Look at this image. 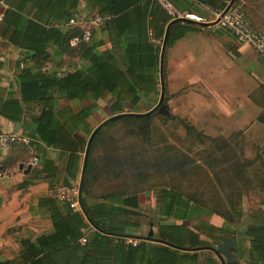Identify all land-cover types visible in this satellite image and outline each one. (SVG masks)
I'll use <instances>...</instances> for the list:
<instances>
[{
    "label": "trees",
    "instance_id": "1",
    "mask_svg": "<svg viewBox=\"0 0 264 264\" xmlns=\"http://www.w3.org/2000/svg\"><path fill=\"white\" fill-rule=\"evenodd\" d=\"M86 1L93 3L94 16L105 24L101 32L106 34L111 50L96 52L103 43L91 46V40L79 44L75 48L83 49L81 57L88 65L59 73L46 69L51 50L54 55H63L71 48L69 39L81 34L79 27H67L79 15L60 11L68 0H3L6 7L0 32L21 56L17 62L20 95L24 103H34L39 109L33 119L36 150L68 154L63 176L57 175L56 167L52 171L50 160H43L41 178L60 180L66 188H71L79 174L81 181L80 155L84 157L86 143L96 132L78 190L79 210H73L69 201L58 199L51 189V196L38 200V206L48 214L51 231L34 239H21L17 257L0 264H220L207 248L232 237L236 244L229 264H264V145H255L251 159L244 155L243 132L225 139L210 138L170 115H134L156 105L160 95V51L166 27L173 19L155 0ZM169 1L179 12L199 18L201 11L196 2L210 6L216 13L224 11L230 2L216 5L206 0ZM233 5H238L237 0ZM195 28L193 23H174L166 49ZM107 97L111 116L99 123L100 107L96 102ZM63 100L80 105H59ZM259 107L262 113L257 122L264 125V104ZM22 112L16 100L4 104L0 101L2 118L16 122ZM158 117L177 120L192 141L204 146L205 138L210 141L204 158L192 165V153L197 150L188 147L167 155L166 148L170 147L159 148L165 144L153 141V119ZM91 119L95 128L89 123ZM114 127L123 130L119 138L109 132ZM101 151L105 155L102 159L96 156ZM198 162L210 182L211 197L217 201L208 202L201 190L187 194L176 180L181 174L199 170L195 166ZM129 165L135 171L129 181L111 185L99 195L94 193L102 175L112 172L114 178H119ZM173 173L170 178L174 179H168ZM255 190L261 193L263 203L245 227L230 230L228 225L242 218L236 194ZM144 191H155L156 217L149 226L156 227L153 238L157 242L136 239L131 232L140 227L131 217L139 216V195ZM211 217L221 219V226L210 223ZM191 222H195L193 227Z\"/></svg>",
    "mask_w": 264,
    "mask_h": 264
},
{
    "label": "crops",
    "instance_id": "2",
    "mask_svg": "<svg viewBox=\"0 0 264 264\" xmlns=\"http://www.w3.org/2000/svg\"><path fill=\"white\" fill-rule=\"evenodd\" d=\"M0 1H2L0 4V14L2 15L6 6L3 5V0ZM224 1L206 0V2L216 5H220ZM68 2L69 4L64 5L63 10L60 11L79 15L77 21H88L95 17L96 10L92 2L86 0H68ZM74 2L76 5L72 6ZM196 3L201 11L202 22L200 23L205 25L201 28L200 24L193 21L195 30L188 32L168 48L171 50L172 60L167 78L169 83H167L170 92L177 94L175 103L173 102L174 105H181L182 114L190 108L194 110L188 105H203L199 113L197 112L198 115L204 114L207 108H217L222 114L226 112L233 114V111L236 112L234 105H241L244 106L242 113L230 119V126L234 127L233 129L238 128L236 132L244 134V131L239 130L242 125H249V128L256 125L264 130V125L257 122V117L262 113L259 105L264 104V83L256 77V74L247 70L246 49L248 46L241 45L232 49L231 41L219 31V25L212 24L216 21L215 10L203 3ZM237 4L241 7L244 17L251 26L258 33L264 35V0H237ZM104 25L99 23L92 27L90 45L103 43L96 48V52L99 53L111 50V43L106 34L101 32ZM67 27L69 26L67 25ZM77 27L83 28L81 25ZM82 53L83 49L80 48H69L63 55H54L51 50V58L46 63V69L48 72L59 71L60 73L84 68L88 65V61L81 57ZM234 53L239 56V60L235 59ZM258 60L256 56L254 68L259 65ZM19 61H21V56L17 49L9 45L8 41L3 39V33L0 32V101L3 100L4 104L16 100L23 110L16 122L5 116L0 117V134L11 133L19 137L14 144L0 151V205L3 206L0 208L3 210V232L7 227H14L17 230L8 237L3 233V239L11 238L12 241L5 244L3 240L0 261L17 257L21 239H34L51 231L52 226L48 214L44 208L38 206V200L51 196V189L55 191L65 187L60 180L41 178L44 174L40 173L42 167L40 163L43 160H50L53 164L52 171L56 167L57 175L63 176L68 158V154L56 150L44 149L43 153L36 150L33 119L39 109L34 108L33 105H36L34 103L26 104L22 101L17 78L19 73L17 62ZM260 62L262 63V61ZM96 104L99 105L100 110H104L103 100H98ZM59 105L80 104H66L63 100L59 101ZM249 105L255 109H251ZM214 114L217 116L218 113ZM92 119L89 120L91 125L94 124ZM263 145L264 143L260 147ZM33 159L38 161L35 166L31 164ZM19 165L23 166L21 170ZM28 165H31L32 168L28 173H24ZM215 220L216 225L213 224L220 227L222 224L220 219L215 218ZM31 232H35L36 235L31 236Z\"/></svg>",
    "mask_w": 264,
    "mask_h": 264
},
{
    "label": "rangeland",
    "instance_id": "3",
    "mask_svg": "<svg viewBox=\"0 0 264 264\" xmlns=\"http://www.w3.org/2000/svg\"><path fill=\"white\" fill-rule=\"evenodd\" d=\"M218 29L219 31L222 32L224 36H227L229 38V40L231 41L230 47H232V49H236L237 46H241V44H239L234 39V37L229 32H227L225 29H223L220 25ZM246 50H247L246 55L248 56V61H250V63H248V61L246 62L247 70L249 72H253L254 74H256V77L264 83V60L263 58L259 57V55L249 46ZM235 55L236 54L234 53L233 56L235 57V59L239 60V56L237 55L235 56ZM256 56L259 59L258 60L259 65L256 68H254L253 65H254V60L256 59ZM171 60H172L171 50L167 48L165 51V56H164V84H165L166 105L168 107L170 116L184 120L186 123L193 125L197 131L211 138H214V137L228 138L233 132L238 131V128L233 129L234 127H231L229 123H231L230 119H233L236 117V115L238 116L240 113H242L244 106H241V105H234L236 107V112L233 111V114H229L228 112H226L225 114H222L221 111L218 110L217 108H214L215 110L211 108H207L204 114L198 115L197 112L199 113L200 109L203 108V105H188V107L191 106L194 110L190 108V110L188 111L185 110L184 114L181 113V109H182L181 105H174L175 103L174 101L177 98V94L173 93L172 91L170 92L169 85H168L169 82L167 80V78L169 77ZM260 61H262V63ZM158 98H159V95L156 98V103L158 101ZM107 99L108 97L105 99V101L103 100L104 104L102 106L104 107V110L102 109L100 110V114H99L100 116L98 117L99 123L108 119L111 116V112L108 108ZM249 107L253 110L255 109L254 107H251L250 105ZM130 109L131 108H129V110ZM139 110L142 111L144 109H139ZM210 110H213L214 112ZM214 113H218L217 116ZM252 116L254 115L252 114ZM95 124H98V123H95ZM93 127L95 128V125ZM248 128H249V125L248 126L242 125L239 128V130L244 131L246 135L244 155L247 158L252 159L254 157V150L252 149L256 147L255 145L260 146L264 143V130H261V127L256 126V125L253 128H249V129ZM109 132L114 137L119 138L123 130L119 129L118 127H114L110 129ZM153 141L158 142V143H161L160 141H162V143H164L165 146L162 145V146H159V148L163 150L166 147H170V149L166 148L167 155H172L173 152L175 151L180 152V151H184L185 149L187 150L188 147L192 148L194 151L197 150V152L192 153L195 155L193 158L194 160L192 162V165L195 164V162H197L199 158L201 157L204 158L205 148L207 147V149H209L208 145L210 144V141H208L206 138L204 139V142L206 144L205 146L204 144L202 145L198 143V141H192L191 139H188L184 129L182 128V126L179 125V122L177 120L166 121V120L161 119L160 117L153 119ZM217 146H220V144H216V147ZM2 150L0 149V151ZM96 156H100L102 159L105 155H104V152L101 151V152H98ZM80 158L81 159L79 162V166H81L82 164L83 155H81ZM104 162L105 161H103V163ZM195 166H197L199 170H194L192 173H189L191 175L181 174L176 178L177 181L181 182L180 188L183 189L187 194L195 192L197 190H201L203 191L202 194L204 195V197L209 199L208 202H210L211 200L217 201V198L216 199L214 198L215 196L211 197L212 189H211V186L209 185L210 182L206 180L205 176L203 175L204 171L200 169L202 164L198 162ZM259 167H260V163H257L256 169H258ZM134 172L135 171L132 169L130 165H129V168H126V173L121 174V177L119 178H116V177L114 178V173L108 172L107 174H104V176L103 175L101 176L100 182L97 183L93 191L96 195H99L101 192H104V190H106V188L111 185H114L126 179H128L129 181L130 176H132ZM195 172H198V174L194 175ZM171 175H174V173L169 174L168 179H174V178H170ZM152 176L154 175L152 174ZM222 178L223 176H220V180ZM79 181H80V174L78 175L76 181L72 182L69 192L64 195V200L75 201L76 199H78ZM56 191L57 190H55V193L58 195L59 193ZM235 202L239 204L242 218L236 219L233 225H228V228L230 230L240 229V228L245 227L248 224L251 215L255 214L256 209L260 206L261 203H263L262 195L260 192H257V190L253 192L245 191V192L237 193ZM139 204H140L139 216H133L131 217V220L139 224L140 227L137 230H134V231L131 230V232H133V234H135L136 237H145L148 234V232L152 229L153 234H155L157 231L156 227L151 228L149 226L150 221L156 217L155 215V191L142 192L139 195ZM0 206H2V204ZM1 208H3V206ZM1 208H0V249L3 250V240L5 244H8L10 241H12L11 238L3 239V233L5 236L8 237L11 234L13 235L14 232H17V230L14 227H10V228L7 227L3 232V210ZM215 218L217 217H211L209 219V222L212 224L214 223L216 225ZM220 221H221L220 223H222L221 219ZM169 223H174V222L169 221ZM193 225H195V222L190 223L191 227H193ZM31 233H32L31 236L36 235L35 232H31ZM202 238L204 239L203 236ZM215 246L216 244L213 245V247Z\"/></svg>",
    "mask_w": 264,
    "mask_h": 264
},
{
    "label": "built area",
    "instance_id": "4",
    "mask_svg": "<svg viewBox=\"0 0 264 264\" xmlns=\"http://www.w3.org/2000/svg\"><path fill=\"white\" fill-rule=\"evenodd\" d=\"M167 13L169 17L173 20L177 18H186L191 21L195 22H202V19L195 15H189L185 13L179 12L169 0H155ZM2 4V1H0ZM223 11L220 13H216V20L219 19L218 25H220L223 29L229 32L234 39L241 45L251 47L261 58L264 60V35L258 33L251 24L246 20L243 15L240 6L232 5L224 15H222ZM222 15V16H221ZM2 19V15L0 14V21ZM102 22V19L98 16L88 20V21H77V20H70L68 23L69 27H77L81 25L83 28L81 29V34L72 37L69 39V46L71 48L77 47L79 44H87L91 40L92 36V29L94 25L97 26L99 23ZM19 139L18 136L14 134H0V149H6L10 145L14 144ZM32 166L38 164L37 159H33ZM70 188H60L57 189L56 192L59 194L56 197L60 200H64V195L69 192ZM67 201V200H66ZM70 207L73 210H79L78 200L69 201ZM85 240H82L84 243Z\"/></svg>",
    "mask_w": 264,
    "mask_h": 264
},
{
    "label": "water",
    "instance_id": "5",
    "mask_svg": "<svg viewBox=\"0 0 264 264\" xmlns=\"http://www.w3.org/2000/svg\"><path fill=\"white\" fill-rule=\"evenodd\" d=\"M234 1L235 0H230V2L228 3L227 7L223 11L222 15H224L226 13V11L233 5ZM177 22H192L193 23V21L188 20L186 18H177V19L172 20L166 27L165 34H164V37H163L162 46H161L160 57H159L160 95H159L158 102L148 112L141 113V114H134V115L144 116V117H147V118L150 117L151 115H154V114H161V115H166V116L170 115L168 107L164 103V98H165L164 55H165V51H166V47H167V41H168V35H169L170 27L174 23H177ZM218 22H219V19H217L212 24H218ZM194 23L205 25L203 23H197V22H194ZM95 132L96 131L94 130L91 133V135H90V137H89V139H88V141L86 143V147H85V151H84V157H83V162H82V167H81V181L79 183L78 190L81 189L82 177H83V175L85 173L86 163H87V159H88V155H89V151H90V146H91V143L93 141ZM22 168H23V166L19 165V169L21 170ZM31 168H32V166L28 165L27 168L25 169L24 173H28L31 170ZM136 239L144 240V241L157 242L156 239L153 238L152 229L148 232V234L145 237H136ZM158 242L161 243L160 241H158ZM235 244H236V238L232 237L230 239L222 240L221 243L217 244L215 247L207 248V250L211 251L215 255V257L218 259L220 264H229V263H231L230 252H231V249L235 246Z\"/></svg>",
    "mask_w": 264,
    "mask_h": 264
}]
</instances>
